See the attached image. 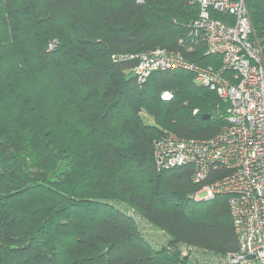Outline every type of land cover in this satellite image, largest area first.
Masks as SVG:
<instances>
[{
    "label": "trees",
    "instance_id": "1",
    "mask_svg": "<svg viewBox=\"0 0 264 264\" xmlns=\"http://www.w3.org/2000/svg\"><path fill=\"white\" fill-rule=\"evenodd\" d=\"M245 4L264 43L263 0ZM198 12L187 0H0V264H198L184 248L238 250L228 197L194 199L227 171L195 184L191 166L158 170L153 157L164 133L213 138L227 104L182 70L138 85L137 61L120 59L162 49L216 67L191 30Z\"/></svg>",
    "mask_w": 264,
    "mask_h": 264
},
{
    "label": "built area",
    "instance_id": "2",
    "mask_svg": "<svg viewBox=\"0 0 264 264\" xmlns=\"http://www.w3.org/2000/svg\"><path fill=\"white\" fill-rule=\"evenodd\" d=\"M187 1L199 11L191 30L204 41L206 55L217 58L216 67L187 63L162 49L120 59L137 61L132 72L138 85L155 71L183 70L195 85L227 104L225 125L213 138L184 141L164 133L154 142V163L158 170L191 166L195 184L210 170L227 171L194 199L228 197L238 250L214 257L184 248V255L189 251L198 264H264V43L255 34L245 0ZM216 15L229 19L224 22ZM160 100L170 102L172 94L163 92Z\"/></svg>",
    "mask_w": 264,
    "mask_h": 264
},
{
    "label": "rangeland",
    "instance_id": "3",
    "mask_svg": "<svg viewBox=\"0 0 264 264\" xmlns=\"http://www.w3.org/2000/svg\"><path fill=\"white\" fill-rule=\"evenodd\" d=\"M55 45H53V48H54ZM52 48V49H53ZM51 50V48H50ZM183 71V70H182ZM142 119L146 122V123H150L151 122V119L149 118V116H147L145 113L141 115ZM146 230V229H145Z\"/></svg>",
    "mask_w": 264,
    "mask_h": 264
}]
</instances>
